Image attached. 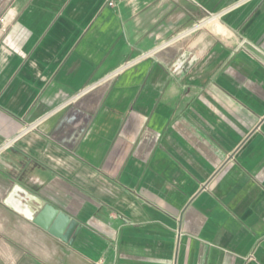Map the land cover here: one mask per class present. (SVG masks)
Masks as SVG:
<instances>
[{"label": "crops", "instance_id": "1", "mask_svg": "<svg viewBox=\"0 0 264 264\" xmlns=\"http://www.w3.org/2000/svg\"><path fill=\"white\" fill-rule=\"evenodd\" d=\"M108 1L0 0L11 263L264 264V0Z\"/></svg>", "mask_w": 264, "mask_h": 264}, {"label": "water", "instance_id": "2", "mask_svg": "<svg viewBox=\"0 0 264 264\" xmlns=\"http://www.w3.org/2000/svg\"><path fill=\"white\" fill-rule=\"evenodd\" d=\"M33 222L52 235L72 243L80 229L79 222L51 203H45L33 216Z\"/></svg>", "mask_w": 264, "mask_h": 264}, {"label": "rangeland", "instance_id": "3", "mask_svg": "<svg viewBox=\"0 0 264 264\" xmlns=\"http://www.w3.org/2000/svg\"><path fill=\"white\" fill-rule=\"evenodd\" d=\"M212 15L210 13H208V18ZM203 21L197 22L195 24L187 25L186 27L182 28L180 31H177L178 33H176V35H175L174 42L170 43V45L175 47L177 44L181 43L182 40H180V39L177 40V38L179 35H181L183 33H189L190 32L193 35H195L201 31H204V30H208V31H211V30L214 31L215 30L214 27H209V26L203 25L202 24ZM178 51L179 50H177V52ZM130 60H133V59H130ZM182 65H183V61L178 59L176 61L175 67H174L175 75L180 73L179 71L181 70ZM23 202H25V201H23ZM21 253H22V250L20 248V249H17V251H15L14 253H11V256L8 257L7 247H6V238L1 237V240H0V264H13V263H11V261H12L11 259H13V258H16V260L20 259ZM17 264H20V263H17Z\"/></svg>", "mask_w": 264, "mask_h": 264}, {"label": "built area", "instance_id": "4", "mask_svg": "<svg viewBox=\"0 0 264 264\" xmlns=\"http://www.w3.org/2000/svg\"><path fill=\"white\" fill-rule=\"evenodd\" d=\"M117 0H109L108 3L110 5H115ZM10 23L6 19H0V27L3 30H6L9 27ZM131 63H127V66L130 65Z\"/></svg>", "mask_w": 264, "mask_h": 264}, {"label": "bare ground", "instance_id": "5", "mask_svg": "<svg viewBox=\"0 0 264 264\" xmlns=\"http://www.w3.org/2000/svg\"><path fill=\"white\" fill-rule=\"evenodd\" d=\"M203 25L209 26V27H217L218 26V20L217 18H214L212 20H209L207 22L202 23Z\"/></svg>", "mask_w": 264, "mask_h": 264}]
</instances>
